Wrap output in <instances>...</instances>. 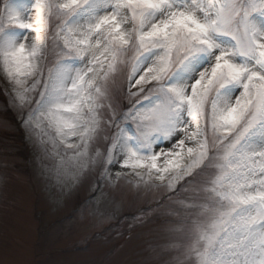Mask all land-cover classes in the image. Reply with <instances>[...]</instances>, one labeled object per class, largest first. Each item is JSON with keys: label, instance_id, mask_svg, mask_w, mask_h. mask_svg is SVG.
Segmentation results:
<instances>
[{"label": "snow or ice", "instance_id": "6c2138e0", "mask_svg": "<svg viewBox=\"0 0 264 264\" xmlns=\"http://www.w3.org/2000/svg\"><path fill=\"white\" fill-rule=\"evenodd\" d=\"M0 69L21 110L42 89L21 125L47 118L73 182L187 194L174 264H264V0H0Z\"/></svg>", "mask_w": 264, "mask_h": 264}, {"label": "rangeland", "instance_id": "374dc122", "mask_svg": "<svg viewBox=\"0 0 264 264\" xmlns=\"http://www.w3.org/2000/svg\"><path fill=\"white\" fill-rule=\"evenodd\" d=\"M55 62L49 41L45 77ZM129 70L122 65L117 73L122 88ZM41 90L29 93L21 110L0 69V264H174L183 258L187 239L181 218L170 210L187 194L161 205L168 193L137 188L138 177L121 176L98 187L93 172L73 182L77 159L47 118L37 113L31 130L21 125Z\"/></svg>", "mask_w": 264, "mask_h": 264}]
</instances>
